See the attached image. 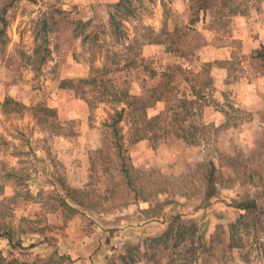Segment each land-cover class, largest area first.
<instances>
[{
    "label": "rangeland",
    "instance_id": "rangeland-1",
    "mask_svg": "<svg viewBox=\"0 0 264 264\" xmlns=\"http://www.w3.org/2000/svg\"><path fill=\"white\" fill-rule=\"evenodd\" d=\"M118 1L0 0V264H111L128 246L144 252L175 216L196 227L187 243L198 263L264 264V75L253 58L264 47V0H216L191 24V0H132L135 14L117 40L109 14ZM42 20L49 54L40 64L34 35ZM162 30L180 50L199 47L182 59L149 43ZM132 53L157 73L172 65L199 73L210 64L204 77L212 84L194 117L205 129L195 144L172 136L133 142L125 116L119 157L111 116L159 80L127 68ZM105 66L104 87L79 82ZM202 79L178 78L176 97L203 87ZM40 107L56 118L44 122ZM190 121L177 131L194 132ZM246 201L256 203L257 219L237 208ZM231 226L240 249L227 248ZM181 251H164L156 264H180Z\"/></svg>",
    "mask_w": 264,
    "mask_h": 264
},
{
    "label": "trees",
    "instance_id": "trees-1",
    "mask_svg": "<svg viewBox=\"0 0 264 264\" xmlns=\"http://www.w3.org/2000/svg\"><path fill=\"white\" fill-rule=\"evenodd\" d=\"M216 0H191L189 10L191 12L192 18L190 19L189 24L194 23L199 16V13H204L210 8L214 7ZM113 11L109 14L110 24L113 30V35L117 40L125 38V31L121 28V22L123 20L132 18L135 14V6L133 5L132 0H119L117 3L112 5ZM6 7L0 8V40L5 35L6 27ZM50 26L46 20H42L40 29L35 33L34 40L40 41L36 44L34 53L39 57V63L42 64L45 62L49 49L45 46L47 42V33L50 30ZM147 31L149 29H146ZM152 32L150 31V34ZM150 37L151 40L149 43L164 45L165 51L173 53L175 56L184 59L187 55L193 52L198 45L192 47L189 52L180 50L178 47H175V36L173 33L162 30L159 34ZM179 38V37H178ZM137 40L133 39L127 45V50L132 51ZM253 58L259 62V67L264 75V47L253 51ZM113 56H117L114 53ZM127 68L139 69L142 68L143 71L147 72L151 78L158 77L159 80L154 86L146 88L145 94L139 98H133L130 101L123 103L125 107H122L120 110H115L114 114L110 118V123L108 127L111 128L112 134L115 137V145L119 157L122 158L121 153V144L119 136V124L122 122L123 117L128 116L130 119V124L134 131L135 139L133 142L141 139L157 140L158 138L172 136L176 139H180L187 144H195L196 141V132L204 131L205 125L199 126L194 117L198 110L201 107V100L205 98L203 89L207 88L212 84L211 77H204L206 74V69L210 64L204 65V68L199 73H194L190 70L183 68L181 65H172L167 67L165 70L157 73L153 69H149L145 64H143V59H139L137 54L132 55L127 58L125 63ZM111 71L107 67H103V71L94 77L80 80V83L84 84H95L97 88L104 87L109 81L105 79ZM200 77H203L202 84L203 87L196 89V85L190 86V94L187 95L183 92V96L177 98L176 92L178 90V78L184 82H193L197 81ZM65 81H62L64 84ZM113 96H116V92L113 93ZM117 102H120V99H115ZM157 103H164L165 107L156 115L148 116L147 109L154 107ZM37 112H42L46 119H43L44 122H47L49 119L56 118L55 109L48 107H40ZM191 118L190 124L194 132L185 133L181 130L176 129L180 127L183 122ZM209 172L206 175V180L209 187L213 185V165L209 163ZM136 192V191H135ZM71 200H75L72 199ZM75 202H77L75 200ZM67 206V205H66ZM73 213L77 212L76 209L68 207ZM239 210L245 211L246 215H254V218H258V209L254 201H246L238 204L237 207ZM261 212V211H260ZM244 218L243 215H240L239 223L242 222ZM196 232V227L192 223H185L181 220L180 216L173 217L168 228L159 236H156L152 239H149L145 245V251L141 252L139 247L128 246L125 254L118 256L116 260H113L111 264H136L140 260L144 259L155 264L158 263L160 254L166 250H170L171 254L181 255V250L186 249V258L181 261L180 264H202L198 263L197 258L195 257L196 249L193 242L187 243V237ZM230 237L227 248L230 250L240 249L241 244L239 240L235 237L234 227L231 226Z\"/></svg>",
    "mask_w": 264,
    "mask_h": 264
}]
</instances>
